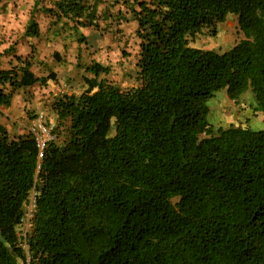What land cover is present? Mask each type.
Masks as SVG:
<instances>
[{
	"label": "trees",
	"instance_id": "1",
	"mask_svg": "<svg viewBox=\"0 0 264 264\" xmlns=\"http://www.w3.org/2000/svg\"><path fill=\"white\" fill-rule=\"evenodd\" d=\"M48 1L41 9L74 31L130 15L137 84L121 90L92 63L87 88L52 103L65 139L41 160L30 134L0 125V264L24 260L32 186L27 264H264V128L206 121L215 91L236 101L250 87L264 123V0ZM229 14L244 37L232 48L189 45ZM25 34H38L34 19ZM48 78L0 70L13 90Z\"/></svg>",
	"mask_w": 264,
	"mask_h": 264
},
{
	"label": "rangeland",
	"instance_id": "2",
	"mask_svg": "<svg viewBox=\"0 0 264 264\" xmlns=\"http://www.w3.org/2000/svg\"><path fill=\"white\" fill-rule=\"evenodd\" d=\"M38 14L37 22L42 30L41 32H43L46 26L49 25L50 20L44 15ZM123 18L125 20L99 21L97 28H80L84 41L81 42L78 52H75V49L72 48L76 36L68 30L64 32V37L66 38L64 42L67 44V50H65V55H63L62 51L60 54L62 61L71 66L73 75L69 79L70 82L68 81L63 88H61L62 85H59V83L54 86L53 90H51L50 86L37 84L30 90L25 91L23 97L25 106L22 108L16 107L19 112L15 114L13 119L16 122H25L22 128L25 129L26 133L29 124L39 114H42L45 120L51 121L54 127L56 126V115L52 110V103L63 94L81 92L82 87L80 86L84 84H82V80L77 73L86 65L97 62L108 67V74H101L99 78L111 82L121 90H126L137 84L136 75L138 69L136 63L139 53V40L135 36L136 24L130 15H126ZM243 38V34L237 24V17L229 14L224 22L216 25L215 33L204 29L190 41L189 45L223 53ZM35 54L39 62L42 60L45 62L51 52L47 49L38 51ZM38 68L42 70L41 65ZM65 79L63 80L64 82ZM63 81L61 82L64 83ZM206 106L208 108L206 121L212 126L214 132L218 128H227L230 125L249 128L253 131L264 128L262 112L253 97L250 87L236 101L228 97L225 88L219 89L206 102ZM16 122L13 126L16 125ZM8 127H12V125L10 124ZM63 133L64 131L61 129L55 130L56 138L54 142L62 144L65 139ZM111 133H113V128ZM18 242L23 250L24 260L18 259L17 263L27 264L30 260V254L26 245L22 242L20 233Z\"/></svg>",
	"mask_w": 264,
	"mask_h": 264
},
{
	"label": "crops",
	"instance_id": "3",
	"mask_svg": "<svg viewBox=\"0 0 264 264\" xmlns=\"http://www.w3.org/2000/svg\"><path fill=\"white\" fill-rule=\"evenodd\" d=\"M49 4L48 0H0V70H10L17 74L18 79L24 69L28 70L36 78L49 76L45 80L44 85L50 86L51 90H53L58 83L63 88L73 75L71 66L62 61L60 54L62 51L63 55H65V50H67V44L64 42L66 40L64 32L68 30L76 36L72 47L75 52H78V48L81 46L78 38L82 34L80 33V28L75 31L71 28V22L68 23L65 19L55 21L54 18L41 9L44 6H50ZM37 14L44 15L50 20L49 25L46 26L43 32H41L42 30L37 22ZM31 18L34 19L37 26L38 34L36 36L25 34ZM47 49L50 50L51 55L45 59V62L42 60L41 64L35 53ZM39 65H41L42 70L38 68ZM90 65L84 66L77 73L82 80V84H84H80V87H82L81 92H69L63 95H79L87 88L85 80L93 78V75L87 71ZM64 78H66L65 82L63 81ZM37 84L40 83L35 82L32 85L14 90L8 83L0 86L3 94L11 95L8 106L0 103V125L6 129L9 137L16 138L27 134L25 129L22 128L25 122L17 121V123L13 118L19 112L16 107L22 108L25 106L23 100L25 91L30 90ZM15 122L16 125L13 126ZM10 124L12 127H8Z\"/></svg>",
	"mask_w": 264,
	"mask_h": 264
},
{
	"label": "built area",
	"instance_id": "4",
	"mask_svg": "<svg viewBox=\"0 0 264 264\" xmlns=\"http://www.w3.org/2000/svg\"><path fill=\"white\" fill-rule=\"evenodd\" d=\"M27 133L33 138L37 148V159L43 158V153L48 144L55 141L54 125L51 121L44 119L42 114H39L28 126ZM39 168V167H38ZM37 168V171H38ZM38 191L35 186L28 191L25 202L24 212L22 214L18 232L24 237L30 228V223L35 210L36 197Z\"/></svg>",
	"mask_w": 264,
	"mask_h": 264
},
{
	"label": "clouds",
	"instance_id": "5",
	"mask_svg": "<svg viewBox=\"0 0 264 264\" xmlns=\"http://www.w3.org/2000/svg\"><path fill=\"white\" fill-rule=\"evenodd\" d=\"M28 134V133H27Z\"/></svg>",
	"mask_w": 264,
	"mask_h": 264
}]
</instances>
